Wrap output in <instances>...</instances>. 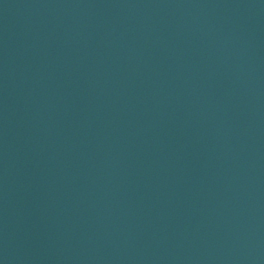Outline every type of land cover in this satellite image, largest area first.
I'll list each match as a JSON object with an SVG mask.
<instances>
[{
  "label": "water",
  "instance_id": "water-1",
  "mask_svg": "<svg viewBox=\"0 0 264 264\" xmlns=\"http://www.w3.org/2000/svg\"><path fill=\"white\" fill-rule=\"evenodd\" d=\"M0 264H264V0H0Z\"/></svg>",
  "mask_w": 264,
  "mask_h": 264
}]
</instances>
